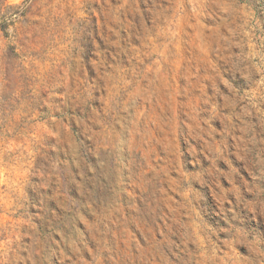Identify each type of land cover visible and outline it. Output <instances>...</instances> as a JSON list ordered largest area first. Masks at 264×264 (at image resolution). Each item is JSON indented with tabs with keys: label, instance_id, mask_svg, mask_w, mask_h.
<instances>
[{
	"label": "rangeland",
	"instance_id": "obj_1",
	"mask_svg": "<svg viewBox=\"0 0 264 264\" xmlns=\"http://www.w3.org/2000/svg\"><path fill=\"white\" fill-rule=\"evenodd\" d=\"M0 264H264V0H0Z\"/></svg>",
	"mask_w": 264,
	"mask_h": 264
}]
</instances>
